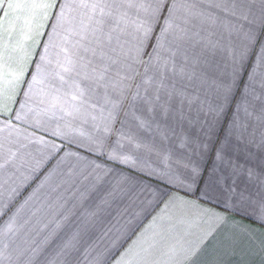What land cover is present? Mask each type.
<instances>
[{
    "label": "snow or ice",
    "instance_id": "1",
    "mask_svg": "<svg viewBox=\"0 0 264 264\" xmlns=\"http://www.w3.org/2000/svg\"><path fill=\"white\" fill-rule=\"evenodd\" d=\"M259 14L252 10L249 0H7L8 9H25L38 12L39 19L33 16L30 30L35 47L41 46V37L49 19L53 20L43 51L39 53V62L31 59L36 55L21 47H12L0 43V115L13 112L10 104L17 103L15 96L21 93L32 98L34 86L39 85V97L33 111V122L37 128L46 118L60 114L65 121L58 124L53 136L62 137L65 144L84 149L89 156L103 157V160L89 159L79 151L65 150L64 144H56L37 138V143L44 145L46 151L39 153L40 159L17 162L16 152L6 149L0 143V172L11 168L13 175L20 174L18 188L25 187L33 176L40 172L59 152L64 151L57 163L48 170L40 183L29 193L23 203L0 224V264H33L58 237L59 230L73 215L72 209L67 214L61 212L59 219L53 216L43 225L47 229L54 225L40 244L16 243L15 237L21 232V212L46 185L52 192L62 186L72 189L73 194L80 192V202L86 199L87 193L112 172L107 162L131 166L133 171L151 177H160L171 188H180L189 193L196 191L200 185L203 169L198 162L183 159L175 161V169L166 164L165 171H158L142 161L137 154H128V149L152 152L146 143L137 142L136 135L125 132L124 127L131 121L137 130L151 131L153 126L162 139L168 137V122L185 119V108L200 102L196 94L198 85L205 82L203 69L211 63V57L219 46L216 39L219 30L228 33H242L245 43L239 49H232L234 65L239 68L248 55L255 50L256 59L264 62V0H260ZM5 0H0V13L4 12ZM245 25L247 27L245 28ZM54 49V55L50 50ZM15 67L7 71L9 64ZM34 63V71L29 67ZM30 77V79H26ZM219 89L223 95L221 104L230 98L231 85L222 82ZM264 87V85H262ZM256 100H262L259 95ZM24 107V104L20 105ZM212 114L222 112L209 108ZM257 122L264 124V107L255 115L247 112ZM120 120L118 136L109 144V137L115 123ZM68 118L65 120V118ZM21 119L19 112L15 113ZM163 122V123H162ZM89 128H85V126ZM5 127H10L5 124ZM229 134V143L234 136L237 144L234 150L244 152L249 159L252 147H264V131L257 140L255 131L249 133L247 126L242 125L238 134ZM205 142L198 143L200 153L211 149L215 134L214 125L202 130ZM187 137H181L178 147L184 148ZM125 144L128 149L125 148ZM244 148L241 149L240 145ZM74 158L76 163H67ZM165 161L170 156L163 157ZM215 160L230 168L229 176L232 185L227 190L235 192L236 179L242 173L249 179L257 178L264 186V175L253 168H245L237 160L225 159L222 148L217 147ZM62 165L65 167L62 169ZM24 169L29 175L20 172ZM216 177L206 181L196 200L177 195L176 192L163 193L167 196L161 209L136 238L128 245L113 264H194L198 257L205 253L209 243L216 240L217 233L224 226L225 217L199 203L201 197L206 200L215 198L216 186L225 187L227 179L219 169H211ZM0 178V190L11 180ZM134 184V178L121 175L113 185L112 193L125 192ZM143 191V189H141ZM109 193V195H112ZM16 188L11 190L9 203H4L0 192V219L8 213L11 199L18 195ZM155 195L160 196V193ZM248 199L241 194V200ZM67 203V201H65ZM65 204H59L63 209ZM76 205H73L75 208ZM89 217L95 213H87ZM264 223V199L255 203V210L250 213ZM24 223H27L25 221ZM112 229L104 233L108 236ZM119 231V230H118ZM242 232L251 243L255 241L253 229H234L233 235H225L211 249L216 257L207 264H222L220 258L235 255L238 243L235 232ZM125 234L117 236L105 253L92 256L95 245H90L82 253L84 264H99L100 260L111 249H118ZM82 243L80 231L72 233L62 240L48 259L47 264H72L74 254ZM264 253V240H260L250 249L249 254ZM91 257V260L89 259ZM77 264H81L78 259Z\"/></svg>",
    "mask_w": 264,
    "mask_h": 264
},
{
    "label": "crops",
    "instance_id": "2",
    "mask_svg": "<svg viewBox=\"0 0 264 264\" xmlns=\"http://www.w3.org/2000/svg\"><path fill=\"white\" fill-rule=\"evenodd\" d=\"M249 3L252 10L259 14L262 7L260 0H249ZM4 12L7 13L6 16L0 13V43L34 51L36 55H33L31 59L34 63H38V54L43 51L42 45L47 41V33L51 31L53 20L49 19L43 29L46 35L40 38L42 41L41 46L35 47L30 25L33 24L34 15L37 17V22L43 23L39 19V13L25 9H8L7 0H5ZM246 27L247 25H245ZM261 36L264 37V33H261ZM216 39L224 40L225 42L231 41L233 49H239L245 43L242 33H233L229 36L222 29L219 30ZM54 52V49L50 50V54L54 55ZM249 56L255 60L254 77L246 81V76H241L238 95L229 98L228 102L223 105L221 104L223 101L221 98H212L204 101V98L199 96L200 102L194 104L190 110L187 107L185 108V119L182 122H176L175 120L168 122L170 131L166 139H162L155 126H153L151 131L137 130L133 123L129 121L124 127L125 132H131L136 135L137 142L146 143L153 149L150 153L143 150H139L137 153V150L128 149L125 144L128 154L133 155L134 158L139 154L143 162L158 171H165L166 164H171L173 169H175V161L177 159H183L185 162L188 160L198 162L203 169V175L195 192L189 193L180 188H171L160 177L150 178L147 174H141L139 170L133 171L131 166H124L114 162H107L112 172L93 191L87 193L86 199L82 203L79 197L80 192L84 191V186H81L80 192L73 194V190H66V186H62L57 191L52 192L50 186L46 185L40 190L37 197L30 201L22 210L20 223L23 224V228L15 237L16 243L22 245L28 243L40 244L54 227V225H49L47 229L41 231L43 225L48 223L53 216L59 219V214L61 212L67 214L69 209H72L74 214L69 216L68 220L63 224L57 239L36 258L33 264H47L57 245L76 231H80L82 243L79 251L74 254L72 264H77L78 259L81 264H84L82 253L90 245H95L92 256H96L98 253H105V250L110 248L111 242L117 236L122 233L125 234V238L121 241L122 246L118 249L107 251L99 262V264H113L120 252L132 243L142 229L149 225L152 218L157 216V214H162L161 209L167 200V196L162 195L163 193L176 192L177 195L196 200L205 182L216 178L210 172L211 169H219L220 173L227 177L224 181L225 187L222 188L217 185L216 191L218 195L211 200L201 197L199 203L203 204L205 208L223 213L226 219L223 228L217 233L216 240L209 243L208 249L198 257L197 261H194V264H207L208 261L215 259L216 257L211 252L213 244L222 241L226 234L233 235L234 229L255 230V241L250 243L242 232L236 231L235 236L239 241L237 253L220 258L222 264H264V253L249 254L255 243L264 240V223L250 215L255 210V203L264 199V186L258 182L256 177L249 179L245 172L236 179L235 192L228 191V186L232 185V178L229 176L230 168L214 159L216 149L219 147L223 149L225 159H235L239 163L244 164L245 168H253L256 173L264 175V147L249 148L248 150L252 153V156L246 159L243 151L237 153L234 150V146L237 144L234 136L229 143H225V141L229 140V134L234 132L233 122H235V132L237 134L241 126L246 125L249 133L255 131L257 140H259L260 133L264 131V124L257 122L253 117H249L245 111L247 109V112L255 115L261 107H264V87H262L264 85V62L256 59L255 50ZM34 63L29 67L30 72L34 71ZM14 67V63L10 62L7 71H11ZM26 79H30V77H26ZM24 87H22L21 93L15 96L17 103L10 104L13 112L9 115H0V143H3L6 149L16 152L18 163L41 158L39 153L46 151L44 145L37 143V138L41 137L50 143L64 144L65 150L71 148L72 151H79L82 156H87L89 159L103 160V157L89 156L84 149H77L75 146L67 145L62 137L52 135L58 124L65 122L59 119V113L55 117L44 119L41 122L42 126L37 128L33 122L34 113L30 109H35L36 107L40 86H34L31 99L23 95ZM262 90V100L254 99V96H260ZM21 104L25 106L21 107ZM220 107H223L222 112L218 111L216 114H212L208 111L209 108L219 109ZM16 112H19L21 119L17 120L15 118ZM67 119L66 117L65 120ZM123 119V112H121L120 119L112 129V134L108 141L109 144L116 140L118 136L117 130L121 128L120 120ZM6 123L10 127H5ZM210 125L215 127L212 147L207 152L200 153L198 143L205 142L202 130ZM85 128L87 129L89 126L86 125ZM184 136L188 139L185 147L180 148L178 144L180 138ZM240 148L243 149L244 145L241 144ZM63 155L64 151L57 153L23 188L17 187L21 182L19 173L13 175V169L11 168L0 172V178L8 179L9 176H12L5 188L0 190L4 198L3 202L9 203L8 197L13 188H16L19 193L12 197L9 211L3 219H0V224L23 203L29 193L40 183L43 176ZM165 155L170 156L168 161L163 159ZM67 163H76V161L74 158H70L69 161H66ZM61 167L63 169L65 165ZM20 172L24 175H29L24 169H20ZM121 175H128L134 178V184L125 192L112 193L113 185ZM109 193H112V195H109ZM156 193L161 195L157 196L155 195ZM241 194L248 199L242 201ZM62 203L65 204V207L59 209L58 205ZM73 205H76V207L73 208ZM93 212L95 215L91 217L87 215V213ZM25 221L27 223H24ZM109 229H112V231L108 236H105L104 233ZM89 259L91 260V257Z\"/></svg>",
    "mask_w": 264,
    "mask_h": 264
},
{
    "label": "rangeland",
    "instance_id": "3",
    "mask_svg": "<svg viewBox=\"0 0 264 264\" xmlns=\"http://www.w3.org/2000/svg\"><path fill=\"white\" fill-rule=\"evenodd\" d=\"M233 43L219 40V46L212 55L211 63L206 66L203 71L205 73V82L198 85L197 95L204 98V101L212 98H221L223 95L219 89L222 82H227L231 85L230 98L235 97L239 93V82L242 75H245L246 81L253 78L254 62L252 57H247L242 66L237 68L233 63L231 50ZM244 79V82H245ZM263 95V90L260 96Z\"/></svg>",
    "mask_w": 264,
    "mask_h": 264
}]
</instances>
